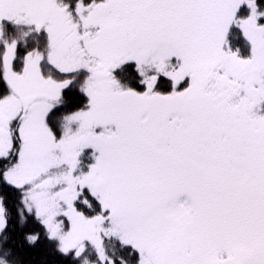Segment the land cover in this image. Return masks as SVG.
Returning a JSON list of instances; mask_svg holds the SVG:
<instances>
[{"label":"snow or ice","instance_id":"1","mask_svg":"<svg viewBox=\"0 0 264 264\" xmlns=\"http://www.w3.org/2000/svg\"><path fill=\"white\" fill-rule=\"evenodd\" d=\"M264 264V0H0V264Z\"/></svg>","mask_w":264,"mask_h":264},{"label":"trees","instance_id":"2","mask_svg":"<svg viewBox=\"0 0 264 264\" xmlns=\"http://www.w3.org/2000/svg\"><path fill=\"white\" fill-rule=\"evenodd\" d=\"M14 238L25 264H58L59 258L49 253L45 241L41 240L35 247H28L23 244L19 230Z\"/></svg>","mask_w":264,"mask_h":264}]
</instances>
